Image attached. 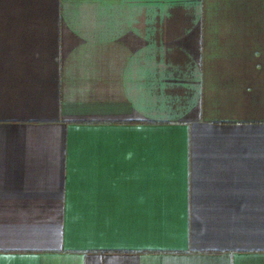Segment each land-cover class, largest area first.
I'll use <instances>...</instances> for the list:
<instances>
[{"label": "crops", "instance_id": "1", "mask_svg": "<svg viewBox=\"0 0 264 264\" xmlns=\"http://www.w3.org/2000/svg\"><path fill=\"white\" fill-rule=\"evenodd\" d=\"M0 264H264V0H0Z\"/></svg>", "mask_w": 264, "mask_h": 264}]
</instances>
